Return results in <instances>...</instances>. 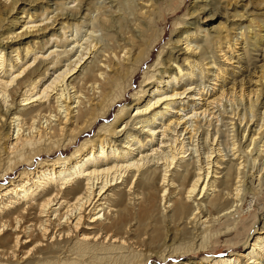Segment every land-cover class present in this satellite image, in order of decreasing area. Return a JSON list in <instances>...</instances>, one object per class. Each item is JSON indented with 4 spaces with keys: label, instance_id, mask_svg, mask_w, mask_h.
<instances>
[{
    "label": "bare ground",
    "instance_id": "bare-ground-1",
    "mask_svg": "<svg viewBox=\"0 0 264 264\" xmlns=\"http://www.w3.org/2000/svg\"><path fill=\"white\" fill-rule=\"evenodd\" d=\"M93 2L0 0V264H264L202 255L264 193V0H191L130 104L173 0Z\"/></svg>",
    "mask_w": 264,
    "mask_h": 264
},
{
    "label": "rangeland",
    "instance_id": "rangeland-1",
    "mask_svg": "<svg viewBox=\"0 0 264 264\" xmlns=\"http://www.w3.org/2000/svg\"><path fill=\"white\" fill-rule=\"evenodd\" d=\"M94 1L93 3L97 5H102L103 3L106 5H110L113 0L110 2V0H92ZM109 2V4L107 3ZM106 2V3H105ZM181 2V0H173L172 7L168 9L167 7L164 8V5L159 4L158 6V11L163 15V20L159 23L157 29L158 30H163V35L160 39V41L157 43L153 51L151 52V57L150 61L146 62L142 70L139 71L134 79L132 80L131 87L125 95V104H130L132 103L134 99V94L139 90L141 78L143 75L144 69L149 66L154 60H156L158 53H160L161 49L167 47V44L170 42L172 43L173 41L176 40L177 38V33L179 30L174 32L175 27L173 26L174 20L177 18L182 17L184 14H186L189 9L191 8V0H184V3L180 6V9L175 12L176 6ZM76 3H69V7H75ZM103 4V5H104ZM161 6V7H160ZM175 8V9H174ZM161 10V11H160ZM172 11V12H171ZM95 15V14H94ZM218 22H222V19H217L215 21L212 20H205L203 24H200L201 27L204 29H210L211 27H214L218 24ZM83 24V23H82ZM81 24L82 27L78 26L77 32L74 33V36L77 40H82L81 42H84L85 39H88V35L90 31H88L90 26L86 25L87 22H85L83 25ZM80 27V28H79ZM84 27V28H83ZM86 27V28H85ZM82 29V31L78 30ZM87 30V31H86ZM87 32V33H85ZM70 32L67 33V35ZM100 31H97L95 34L100 35ZM162 60L164 59V56H161ZM206 79L201 80L205 85L208 84L205 82ZM117 108H115L111 113L108 118V122L113 118V114L116 111ZM95 131V128H94ZM93 131V132H94ZM93 132L89 133V136L91 137L93 135ZM88 136V137H89ZM86 136H82L81 139H84ZM73 147H69L68 151H71ZM68 152H64V155ZM58 154L55 155L57 157ZM19 171L14 172V174H11L8 178L3 180L1 183L6 185L8 183L9 179L14 178ZM244 212L241 217V223L239 224V227L237 231H235L233 234H222L219 235L217 239H214L212 241L211 246L208 248L206 253H203L202 255L205 256H221V255H228L232 252H241L244 250V244H245V238H251L255 230H258L262 227L263 222H264V193L261 194V196L257 199L256 203H252L249 199L247 202H245ZM217 230V229H216ZM202 255L196 254L192 255V257L200 258ZM157 264H161L158 262V260H154ZM173 259L170 260L168 263H172Z\"/></svg>",
    "mask_w": 264,
    "mask_h": 264
}]
</instances>
